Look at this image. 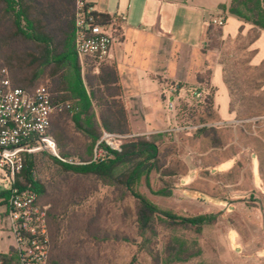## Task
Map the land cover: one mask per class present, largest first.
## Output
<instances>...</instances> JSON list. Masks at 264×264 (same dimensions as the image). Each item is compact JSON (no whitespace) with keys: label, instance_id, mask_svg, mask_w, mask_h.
<instances>
[{"label":"rangeland","instance_id":"374dc122","mask_svg":"<svg viewBox=\"0 0 264 264\" xmlns=\"http://www.w3.org/2000/svg\"><path fill=\"white\" fill-rule=\"evenodd\" d=\"M240 10L252 17L242 6ZM62 18L52 20L51 27H65L63 34L58 30L55 34L65 43L66 60L59 75L67 83L72 111L55 114L53 123L62 127L67 138L66 149L59 146L63 155L92 161L97 141L80 131L72 117L78 115L85 127L93 126L94 119L84 112L80 97L89 94L87 76L98 70L89 61L78 74L67 27L72 19ZM240 20L247 29L253 24ZM18 27L28 32L17 0L0 1V82L9 77L13 85L18 72L7 63L13 55L32 48L26 37L18 36ZM222 28L214 26L207 48L215 51L223 65L234 115L230 118L264 116V64L259 68L250 65L249 45L257 30L225 37ZM53 70L52 63L42 68L35 87L53 88L60 77L53 76ZM204 95H213V90ZM188 99L177 104L176 124L170 129L223 120L214 106L204 109L205 98L198 100L190 94ZM92 108L99 123V108L95 103ZM139 137L157 145L162 168L156 169L153 160L146 161L144 171L129 187L109 178L65 171L46 153L33 155L32 179L44 192L36 193L33 207L41 219L30 224L45 229L44 264H50L53 256L62 264H264V123L255 132L249 127H204L191 135L167 130ZM114 159L107 155L103 162ZM128 168L129 164L118 165L114 176L121 177ZM11 189L20 187L0 170V192L10 194ZM9 194L0 199V255L6 264H22L23 247L10 219ZM141 198L157 211L149 230L141 229L138 220ZM28 256L31 263L45 259L40 254Z\"/></svg>","mask_w":264,"mask_h":264},{"label":"crops","instance_id":"0c3cea01","mask_svg":"<svg viewBox=\"0 0 264 264\" xmlns=\"http://www.w3.org/2000/svg\"><path fill=\"white\" fill-rule=\"evenodd\" d=\"M38 1L51 12L53 21L66 16L65 0ZM88 1L99 14L125 17L123 40L111 61L118 71L133 136L169 130L176 124L177 104L188 101L196 90H213V106L221 119L234 116L223 65L215 51L207 48L211 41L210 18L226 16L222 28L225 37L256 29L249 45L250 65L259 68L264 64V29L254 24L247 29L239 18L224 10L230 0ZM57 30L63 34L65 27L60 24L53 33ZM208 71L206 88L198 78Z\"/></svg>","mask_w":264,"mask_h":264},{"label":"built area","instance_id":"2783aa9c","mask_svg":"<svg viewBox=\"0 0 264 264\" xmlns=\"http://www.w3.org/2000/svg\"><path fill=\"white\" fill-rule=\"evenodd\" d=\"M72 21L74 34V49L81 67H84L87 58L97 60V63L111 61L114 58L116 46L122 43L124 16H109L102 22L93 5L88 0H72ZM226 16L210 18L209 25L223 27ZM6 73V70H3ZM198 100L205 97L204 91H194ZM72 106L68 101L53 95L46 86L39 85L33 88L14 86L9 77H4L0 82V170L6 171L11 183L23 169L26 159L36 153H46L59 164L67 166H82L92 162H103L107 155L121 153L125 140L129 136L109 132L101 128L100 138L97 140L92 161H81L75 157L63 155L59 145L50 132L52 118L55 114L71 111ZM264 116L248 119L229 118L212 123L186 124L176 126L168 131H184L191 135L204 127L237 128L247 127L255 132ZM133 136V135H130ZM36 192L32 183H27L19 189H11L8 197V211L15 227L16 237L22 245V264L31 263L27 255H44L46 263L48 238L45 229L39 230L36 225H31L33 220H40L41 216L34 209ZM43 219V218H42ZM5 260L0 255V264Z\"/></svg>","mask_w":264,"mask_h":264},{"label":"trees","instance_id":"16d2710c","mask_svg":"<svg viewBox=\"0 0 264 264\" xmlns=\"http://www.w3.org/2000/svg\"><path fill=\"white\" fill-rule=\"evenodd\" d=\"M0 1L7 2V0ZM65 1L68 4L66 16L71 17L72 19V0ZM17 5L20 16L23 17L29 27L27 33H23L18 27V36L26 37L32 43V48L22 54L13 55L7 65L10 69H15L18 72L17 77L14 79V86L33 88L35 87L41 69L48 64H53L54 70L52 75H59L62 65L66 60L64 52L65 43L63 40L58 41L56 34L53 33L54 29L51 27V21L53 18L52 14L50 11L43 8L42 3L36 0H17ZM241 6L245 8L247 12L251 13L252 17L244 15L240 10ZM263 6L264 0H230L229 4L224 6L223 9L232 16L251 21L254 25L264 29V21L262 20L264 18ZM108 17L109 15L106 14H98V18L102 22L107 21ZM213 26L214 25H210L209 27V35ZM67 27L69 28L68 36L72 35L75 68L79 74L81 66L74 49L72 20L68 23ZM89 61L94 63L98 73L93 76H87V86L90 91L89 94L84 93L80 97V100L84 112L87 113V116L93 117L94 123L91 127H85L78 121V115H74L72 121L80 131L93 138L94 142L100 138L101 128H104L109 132L129 137L125 140L122 152L116 153L114 155L115 159L109 163H89L82 166L60 165L63 170L68 172L85 175L93 174L99 177L112 179L113 181H117L126 187H129L134 179L144 171L143 166L146 161L153 160V166L156 169L160 170L162 168L158 160V148L153 141L139 136H130L131 130L128 115L122 98L123 93L119 85V76L115 63L107 60L98 64L96 59L89 57L86 59L85 65H87ZM59 76L58 83H55L53 88H48L55 98L59 97L68 102L72 101V97L68 94L67 83L64 81V75L61 74ZM198 79L201 83H205V87L208 88L210 71L203 76H199ZM92 103H95L99 108V123L97 121L96 113L92 108ZM213 103V95L206 96L204 99V109L209 111L212 109ZM85 107H87V110ZM71 111H65L63 113ZM63 113H61V116ZM53 118L50 132L55 137L61 149L64 150L68 145L65 132L62 127L53 123ZM56 122L59 124L61 120L59 119V121ZM203 132L206 133L207 131L204 130ZM53 160L57 162L55 159ZM121 164H129V168L121 177H115L114 168ZM34 167L33 156H29L25 161L23 169L16 175L15 184L19 187H24V185L21 184V181H25L26 184L32 183L33 189L36 193H43V186L38 181H33L32 179ZM8 194L9 191L0 192V199L6 198ZM139 200L138 220L141 229L149 230L152 228V220L157 211L155 207L145 199L141 198ZM183 221L187 223L195 222L186 219ZM3 264H6V262ZM50 264H62V260L53 256L51 257Z\"/></svg>","mask_w":264,"mask_h":264}]
</instances>
